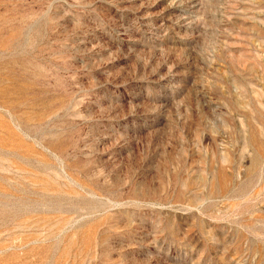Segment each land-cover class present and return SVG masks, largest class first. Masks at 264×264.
Returning <instances> with one entry per match:
<instances>
[{
    "label": "rangeland",
    "instance_id": "374dc122",
    "mask_svg": "<svg viewBox=\"0 0 264 264\" xmlns=\"http://www.w3.org/2000/svg\"><path fill=\"white\" fill-rule=\"evenodd\" d=\"M0 264H264V0H0Z\"/></svg>",
    "mask_w": 264,
    "mask_h": 264
},
{
    "label": "bare ground",
    "instance_id": "6f19581e",
    "mask_svg": "<svg viewBox=\"0 0 264 264\" xmlns=\"http://www.w3.org/2000/svg\"><path fill=\"white\" fill-rule=\"evenodd\" d=\"M6 223V222H5Z\"/></svg>",
    "mask_w": 264,
    "mask_h": 264
}]
</instances>
